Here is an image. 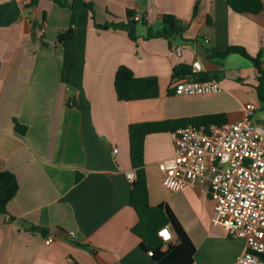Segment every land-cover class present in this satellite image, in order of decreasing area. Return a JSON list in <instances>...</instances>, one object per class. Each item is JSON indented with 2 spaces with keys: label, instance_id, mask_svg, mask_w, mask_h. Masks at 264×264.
I'll return each mask as SVG.
<instances>
[{
  "label": "crops",
  "instance_id": "obj_1",
  "mask_svg": "<svg viewBox=\"0 0 264 264\" xmlns=\"http://www.w3.org/2000/svg\"><path fill=\"white\" fill-rule=\"evenodd\" d=\"M66 1L67 7L0 0V172L13 173L19 184L8 213L0 215V264H157L132 232L139 218L130 206L134 181L128 173L136 177V171L129 128L221 113L236 122L249 104L256 107L253 119L264 124L257 117L262 103L252 63L239 54L219 57L232 46L253 57L264 51V10L238 14L227 0ZM165 15L183 26L172 47L163 38L146 39L149 29H162ZM96 24H125L129 32ZM69 28L74 37L64 48L57 36ZM196 60L202 74L221 84V93L175 95V67ZM121 66L139 78L156 77L159 97L119 101L115 75ZM15 120L27 127L25 134ZM174 154L173 133L146 137L150 204L173 212L195 249L192 264H236L245 241L213 224L212 196L192 186L176 192L164 187L158 163ZM171 231L168 244L180 243Z\"/></svg>",
  "mask_w": 264,
  "mask_h": 264
},
{
  "label": "built area",
  "instance_id": "obj_2",
  "mask_svg": "<svg viewBox=\"0 0 264 264\" xmlns=\"http://www.w3.org/2000/svg\"><path fill=\"white\" fill-rule=\"evenodd\" d=\"M18 1L28 5L32 0ZM141 19V15L135 17ZM177 53L181 55V50ZM202 72L201 62L194 61L190 75L172 81L175 95L202 96L224 90L215 79L199 80ZM255 111L249 104L242 120L179 129L173 133L174 156L158 163L169 191L192 186L212 196L213 224L223 227L230 238L245 241L236 264H264V124L253 119ZM128 178L134 181V172ZM159 236L166 245L170 243V226L162 228ZM52 242V237L46 239L48 245Z\"/></svg>",
  "mask_w": 264,
  "mask_h": 264
},
{
  "label": "trees",
  "instance_id": "obj_3",
  "mask_svg": "<svg viewBox=\"0 0 264 264\" xmlns=\"http://www.w3.org/2000/svg\"><path fill=\"white\" fill-rule=\"evenodd\" d=\"M38 0H32V5ZM61 7H67L66 0H52ZM230 8L238 14L258 15L264 10V2L262 0H227ZM86 7L92 11V7L86 4ZM130 14H133L130 12ZM162 29L155 33L151 29L148 31L146 39L163 38L170 40L174 36H181L183 31L182 22L172 15H165L161 21ZM101 30H123L128 31V26L125 24H106L95 25ZM129 32V31H128ZM130 36L133 38L132 34ZM74 37V30L69 28L61 31L57 36V42L67 47L68 43ZM230 54H239L248 59L254 69L258 73V86L256 87L258 97L264 109V51L253 57L245 48L240 46L229 47L225 52L219 55L220 58H225ZM1 70V62H0ZM192 73V67L188 65H179L174 69L173 78H181ZM208 74H200L199 80H210ZM115 90L119 101L131 102L139 100L157 99L159 97V85L156 77H137L134 72L126 66H121L115 75ZM227 122L225 114H210L201 115L189 118H181L177 120H166L160 122H149L133 124L129 128L130 137V159L132 168L136 171L134 186L130 194V206L136 211L139 221L132 229V232L141 239V246L144 251L152 252V258L157 264H192L194 247L187 246L190 243L184 229L178 222L177 218L169 207L165 204L152 206L150 204V196L148 182L144 170L145 161V140L146 137L156 133H174L179 129L186 128L189 125L197 127H209L211 125H222ZM16 130L20 134H25L27 127L20 125L16 120ZM81 180V175H78L76 181ZM19 191V184L16 176L8 171L0 172V215L8 213V204L16 196ZM170 225L171 229L178 236L180 243L172 245L165 243L159 236V231L165 226ZM44 237L49 235V231L45 228H35ZM191 244V243H190ZM85 248H90L83 245ZM72 264H78L73 262Z\"/></svg>",
  "mask_w": 264,
  "mask_h": 264
},
{
  "label": "rangeland",
  "instance_id": "obj_4",
  "mask_svg": "<svg viewBox=\"0 0 264 264\" xmlns=\"http://www.w3.org/2000/svg\"><path fill=\"white\" fill-rule=\"evenodd\" d=\"M229 99H230V98H229ZM261 106H262V105H261ZM262 108H263V107H262ZM262 108H261V109H262ZM261 109L257 111V117H258V118H264V110H261Z\"/></svg>",
  "mask_w": 264,
  "mask_h": 264
},
{
  "label": "water",
  "instance_id": "obj_5",
  "mask_svg": "<svg viewBox=\"0 0 264 264\" xmlns=\"http://www.w3.org/2000/svg\"><path fill=\"white\" fill-rule=\"evenodd\" d=\"M55 235H63L64 233L62 231H57V232H54ZM66 234V233H65Z\"/></svg>",
  "mask_w": 264,
  "mask_h": 264
}]
</instances>
